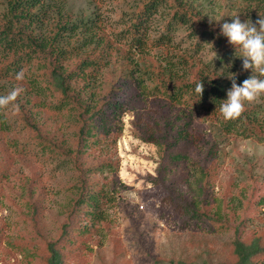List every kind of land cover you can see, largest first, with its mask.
I'll return each instance as SVG.
<instances>
[{"label":"rangeland","instance_id":"1","mask_svg":"<svg viewBox=\"0 0 264 264\" xmlns=\"http://www.w3.org/2000/svg\"><path fill=\"white\" fill-rule=\"evenodd\" d=\"M196 1L216 24L231 23L236 15L242 22H256L250 0ZM46 5V22L38 36L53 34L50 25L58 21L59 11H69L74 17L98 16L101 26L117 40L120 55L128 54L125 43H130L132 36L120 34L135 21L138 0H50ZM143 28L150 42L160 41L163 45L156 44L142 54L132 53L135 87L122 89L118 104L107 109L104 119L95 124L99 127L84 153L94 189L81 210L78 227L63 232L78 193L77 172L70 158L48 159L45 149L32 142L30 133L20 124V110L0 114V160L4 161L0 169V264H44L41 249L52 242L62 251L63 264H224L231 260L234 230L228 229V224L213 226L197 219L174 200L180 196L200 208L199 181L204 179V166L198 149L187 152L186 172L173 184L171 193L172 189L154 177L159 168L158 148L147 138L162 128L161 98L173 93L163 86L175 84L169 80L173 69L182 81H188L196 69L226 78L240 73L243 62L213 33L197 32L191 24H175L168 5L159 8ZM183 57L187 59L186 69L178 64ZM117 68L112 64L93 77L94 95L91 90L84 97L91 109L101 106L109 85L106 80ZM43 73L38 62L30 63L22 81L0 79V95L21 88L18 105L27 103L46 129L72 148L78 111L58 105L52 80ZM135 93L137 101L133 99ZM180 102L192 105L186 97ZM250 108L253 116L264 120V104ZM227 123L231 124L230 130L224 127ZM243 123L224 121L219 112L208 116L201 110L190 131L197 146L215 143L217 149L210 215L218 210L223 215L233 213L236 217L231 216V221L235 223L239 215L245 214L248 220L241 230L244 240L264 244V137H249L248 125ZM178 168L168 169L169 180L175 178ZM32 205L38 212L30 208ZM95 211L101 220H94ZM62 233L73 236L63 238ZM262 256L257 264H264Z\"/></svg>","mask_w":264,"mask_h":264},{"label":"trees","instance_id":"2","mask_svg":"<svg viewBox=\"0 0 264 264\" xmlns=\"http://www.w3.org/2000/svg\"><path fill=\"white\" fill-rule=\"evenodd\" d=\"M250 1L253 5L251 10L254 19L258 20L259 13L264 15V0ZM46 3L50 5V0H0L2 9L0 10V79L9 78V80L18 82L16 74L21 70H26L30 63L38 62L44 70L43 74H47L52 80V92L57 95L58 105L61 108L69 106L78 111L76 113L78 129L74 146L70 148L68 145H63L62 140L55 133L46 129L36 116V112L32 113L27 103L19 102L20 124L30 133L31 141L37 142L45 149L48 159L69 157L72 168L77 172L78 193L72 209L68 211L67 222L63 224V230H65L63 232H68L70 227H78L81 210L85 208L87 200L90 199L89 193L94 189V180L88 177L89 164L84 161V153L91 145L94 130L99 127L95 126L96 122L104 119L107 109L118 104L116 100L122 89L135 87L136 82L133 80L131 70L132 53L142 54L155 47L156 44L163 45L160 41L150 42L144 32V22L148 21L163 5H168L173 10L175 24H191L195 31L203 34L213 33L218 39L223 40V47L231 46L225 37L219 35L222 24L213 22V18H209L205 11L199 9L196 0H138L139 6L133 13L135 21L128 25L125 33L120 34H126V37L127 35L132 36L130 43H125L128 47V54L125 52V55H120L117 40L115 41L105 27L101 26L98 16L74 17L69 11L64 14L59 11L58 21L50 25V28H53V34L38 36V30L42 29L46 22L48 11ZM112 64L117 65L118 68L111 73L112 77L106 80L109 85L105 88L102 104L99 108L91 109L90 104L84 102V97L91 90V96L94 95L95 83L92 79L94 76L97 77L98 70L107 69ZM178 64L180 68L186 69L187 59L183 57ZM174 71L176 70L171 71L169 80L175 81V84L170 83L169 86H163L166 91L172 90L173 93L170 91L171 93L163 94L165 97L161 98L164 114L162 128L147 138L158 148L159 168L154 177L166 188L172 189L173 184L181 181L186 172L187 152L191 149H198L199 158L204 166L202 173L204 179L199 181L200 208H196L192 201L182 199L180 196L174 200L180 201L193 217L207 220L213 226L228 224V229L234 230L236 236L232 244L233 256L229 262L224 264H257L258 259L263 257L264 244L262 241L244 240L241 230L248 220L245 214L239 215L235 223L231 221V216L236 217L233 213L223 215L222 211L218 210L210 215L212 199L210 185L216 170L217 149L215 143L197 146L194 142V135L190 131L194 117L199 115L201 110L208 116H214L218 112L216 110L219 108L220 101L227 99L226 93L231 88L232 82L227 77L216 78L207 75L203 69H196L188 81H182L181 78L175 77ZM234 75H236L237 84L242 85L251 72L242 70ZM200 82L204 85L201 98L195 93V86ZM183 97H186L192 105L181 103ZM137 98H139L138 94H133V99L137 101ZM200 100L206 101L205 104H201ZM252 114L254 115L253 108L246 109L239 120L248 125L246 129L250 134L249 137L256 136L260 139L261 136L264 137V120ZM224 127L230 130L231 124ZM1 155L3 156L2 153ZM170 167L172 171L179 167L178 174L170 179L171 181L167 176ZM1 168H4L3 160H0ZM33 206L35 205L30 208L38 212L37 207ZM92 214L95 221L101 220L98 212L95 211ZM33 215L36 214L33 213ZM65 235L62 233L61 236L63 238L73 236L71 233H65ZM256 237L258 236L254 238ZM41 252L46 258L42 260L44 264H63V253L55 242L48 244L41 249Z\"/></svg>","mask_w":264,"mask_h":264},{"label":"clouds","instance_id":"3","mask_svg":"<svg viewBox=\"0 0 264 264\" xmlns=\"http://www.w3.org/2000/svg\"><path fill=\"white\" fill-rule=\"evenodd\" d=\"M227 39L229 46L235 50V57L242 60V69L251 72L242 85L237 84L236 75L229 74L232 87L227 90V99L220 101L218 111L224 121H237L247 107L264 104V15L259 13L255 23L251 19L242 22L239 15L232 22H224L219 34ZM211 45L213 44H204ZM214 54L217 56L216 52ZM222 70V69H221ZM24 79V71L16 74V80ZM22 92L19 87L0 95V114L10 110H19L17 100ZM204 92L202 82L195 86V93L201 98Z\"/></svg>","mask_w":264,"mask_h":264}]
</instances>
